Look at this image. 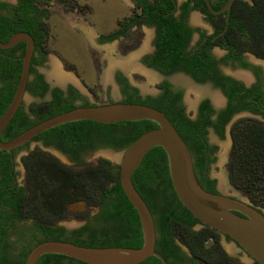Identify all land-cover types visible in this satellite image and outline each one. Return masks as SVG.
<instances>
[{
	"label": "flooded vegetation",
	"instance_id": "obj_1",
	"mask_svg": "<svg viewBox=\"0 0 264 264\" xmlns=\"http://www.w3.org/2000/svg\"><path fill=\"white\" fill-rule=\"evenodd\" d=\"M89 1L90 0H42L38 2L39 5L55 4L60 7L64 14L72 21L79 23V25H84L85 27H92L95 30V27L86 19V14L90 10V7L86 5V3ZM209 1L214 10L209 8L205 0H123L126 6L131 9V14L120 20L117 24V29L114 31L106 33L96 31V43L99 46L111 43L116 39L129 40L132 34L135 33V39L128 48L130 51L126 48L124 51L122 50V54L117 55L120 62L115 65V68L111 72L112 80L115 82L119 89V94L121 95L119 99L120 102L126 100L128 95H137L142 99H147L148 97L157 98L161 93V86L168 82L170 89L174 93L181 94V105L185 114L190 119L197 120L199 118L201 114V105L205 100L208 101L210 106L211 121L215 122L225 118L228 119L224 126V136H222L217 131L216 126L212 124L202 130L207 137V147L204 153L202 152L197 156L194 155V161L199 165L198 178L202 186L209 191L228 194L226 191L231 187V190L238 192V194L246 195L250 200L246 190L237 188L231 182L230 168L234 149L233 127L237 123H240L242 126L248 124L264 125V0H234L231 7L222 12L218 11L227 4L228 0ZM38 2L34 1L33 5L38 6ZM150 3L167 10L169 16H173L184 23L188 30L191 31L187 50L195 48L197 53H205L211 61V69L213 72H210L209 76L204 81L197 80L191 74L183 70L166 74L151 64L153 61H157L160 52L159 25L149 24L145 20L143 22L135 21L138 14ZM20 7L21 4L19 0H0V16L5 20L6 17H12L13 13L19 14ZM194 12H198L201 20L205 21L211 27V32L192 20ZM236 22L238 23L236 24ZM231 27L232 32L228 33ZM143 28L151 30L152 43L149 50L147 49L143 54L139 55L141 58V67L137 68L134 63L130 62L128 59L139 51L138 45L141 41L140 30ZM81 29L79 30L82 31L86 37H89V34L84 29ZM120 31L123 33L118 35L115 39H110V36ZM223 36H225V38L219 41ZM24 43L26 45V42H20L14 47H17L19 44L23 45ZM201 47L206 50L200 52ZM12 48H0V56L2 58L11 57V55L8 54V50ZM35 50L31 61V67L36 68L38 73L43 74L41 68L47 64L49 52L46 61L42 65H37L34 60ZM95 50V52L98 53L103 52V50L99 48ZM20 53L21 51L16 49L15 54L19 56ZM126 54H129V56H126ZM101 55L100 53L99 56ZM99 61L100 59L95 62L98 64ZM101 62L103 66H106L107 59ZM144 67L154 70L163 76L162 79L158 80L156 94L144 92L139 86L134 84L131 79V73L134 68L141 72ZM179 72L192 77L193 80L198 83H209L213 88L211 96L203 97L196 104L194 115L188 112L184 99V89L176 86L174 82L169 79L170 75ZM55 75L62 77L60 74ZM33 77L34 76H31L29 79ZM43 77L44 79L42 81L33 84V88L37 90L36 92H33L28 85L26 87V94L32 97V101L28 104V108H26L25 99L18 108V110L22 108L23 111L30 116V119L36 121V124L41 122H37V120L47 116L46 112L49 110H47L46 107L44 108V106H47V104L53 101L57 96L69 99L73 98L77 105H83L85 101L89 102V97H87L74 82L51 81L47 79L44 74ZM81 83L87 87L85 82ZM87 88L88 91H91V93L97 97V93L92 87ZM104 91L108 98L112 100L111 85H109L107 89H104ZM89 104L94 105L90 102ZM46 119L47 118L42 121ZM82 121H84V123H80L79 125H60L48 129L23 146L9 152L10 166L8 168V173H6L4 168L0 169L3 172L0 173V181H8V184H0L1 231L8 230L11 233H16L24 229L26 225H29L32 230L38 234L41 225L39 218L42 215L40 211H42L44 215H54L55 209H58L59 213L55 214V216L57 215V222L52 224V226L62 227L64 229L62 236L63 240H74L86 243L92 237L99 238L102 229L104 227L108 228L109 223L103 220L105 207L101 203H90L86 199L78 197L75 191L76 185L68 189V193L74 196L72 199H66L61 195L64 190L59 193L57 192V196L50 192L42 191L41 195L33 199L35 205L33 207L34 213L32 218L29 220L22 219L21 194L22 189L26 190V195L30 194L28 188L29 169L33 170L36 174V182L34 183L35 191L41 186L46 189L54 176H58L60 180L63 179L64 181L65 168H71L72 170L92 168L98 166L101 160H108L114 165V188L118 185V173L120 179L119 157L130 145L129 140L134 135V127L130 122L103 124L90 120ZM227 127L230 131L229 134L232 144L231 148L227 150L226 159L225 155L221 158L218 153V143L212 142L209 135L212 131L218 138L222 139L226 135ZM108 147L114 149V160L96 156L97 152ZM23 150L27 152V154L21 158L25 171L24 175L19 168L17 159L18 153ZM28 155L33 156V161L30 166H27L23 161L24 157ZM219 163L223 165L221 175L213 173V168L218 166ZM55 165H57L58 170L55 169ZM40 171L42 174H39ZM5 174L9 175L8 178L4 176ZM75 174L78 175L76 171ZM79 181L81 182L82 179L80 178ZM236 197L243 199L240 196ZM7 200L10 202L6 203ZM11 201L14 203H11ZM120 201L121 205L126 204L124 199ZM81 202H84L86 205L84 210L80 207ZM118 203L119 196L114 192L115 242L128 240L131 238V232L133 230V224L129 214L125 212L120 214L118 212ZM61 206H63L62 210ZM74 206L77 207L74 208ZM86 211L88 212L86 213ZM68 219H72L71 224L78 223L77 226H68L64 224L63 222ZM205 226L206 225L202 224L200 221H196L190 225L191 229L194 231H200L204 229ZM215 233L217 241L223 248L230 262L234 264H259L242 246L228 235L217 230ZM215 242L216 238L212 236L205 240L204 246L210 249ZM229 242H233L236 248L240 250L237 257L230 253L227 247ZM175 243L179 249L180 257L183 258L176 264H211L200 257H194L195 255L192 254L189 247L185 243H181L179 239H175ZM242 254H246L249 260L248 262L241 259L240 255ZM68 258L69 257L65 256L58 260L49 259V261L46 262V258L42 260L41 257L37 264H55L57 261L58 264H82V261L70 260ZM11 261H14L15 264H21L24 259L15 257L12 258Z\"/></svg>",
	"mask_w": 264,
	"mask_h": 264
},
{
	"label": "trees",
	"instance_id": "obj_2",
	"mask_svg": "<svg viewBox=\"0 0 264 264\" xmlns=\"http://www.w3.org/2000/svg\"><path fill=\"white\" fill-rule=\"evenodd\" d=\"M19 1L21 4L20 13L17 12L19 14L13 13L12 17H6L5 20L0 16V41L7 42L14 32L26 31L30 33L36 42L34 60L37 65H42L46 61L49 52L47 48V42L51 35V28L47 22L49 13L39 5L42 0ZM34 1H39L38 6L33 5ZM146 6L138 14L135 21L143 22L145 20L149 24L159 25L160 52L157 61H153L151 64L166 74L183 70L197 80L204 81L209 76V73L213 72L211 61L205 53H197L195 48L187 50L191 31L188 30L184 23L173 16H169L168 11L160 6L151 3ZM231 32L232 27L228 30V33ZM121 33L123 32L120 31L113 34L110 39L117 38ZM224 38L225 36L221 37L219 41ZM25 48V43L23 45L19 44L17 47L8 50V54L11 57L2 58L0 56V118L10 105L17 89L22 72ZM16 49L21 51L19 56L15 54ZM204 50L206 49L201 47L200 52ZM30 75L34 77L29 79L27 85L33 92H36L37 90L33 88V84L42 81L44 79L43 74L38 73L36 68L31 67ZM161 88V93L157 98L148 97L147 99H142L137 95H128L123 102L142 103L163 111L188 144L193 154V159L206 150L207 137L202 130L208 125H215L217 131L224 136V126L228 119L211 121V110L207 100L203 101L201 105L199 118L192 120L185 114L181 105V94L174 93L170 89L168 82ZM83 105L87 106L90 104L85 101ZM78 106L81 105H77L73 98L57 96L47 106H44V108L46 107L49 110L46 112L47 116L45 118H50ZM45 118H40L37 122ZM80 123H84V121L70 122L62 126H73ZM130 123L134 127V135L129 140L130 144L142 133L158 126L157 123L151 120H139ZM35 124L36 121L30 119V116L20 108L4 130L1 139L9 141ZM233 135L234 149L230 168L231 182L237 188L246 190L250 197L249 201L264 211V125L248 124L242 126L237 123L233 127ZM23 161L27 166H30L33 156L28 155L24 157ZM9 166V152L0 150V169L4 168L6 173H8ZM194 168L198 178L199 165L195 161ZM55 169L58 170L57 165H55ZM65 170L64 181L63 179L60 180L58 176H54L46 189L41 186L34 191L36 174L29 169L28 188L30 194L26 195V190L22 189V219L29 220L32 218L35 205L33 199L41 195L42 191L50 192L57 196V192L64 190L61 195L66 199H72L74 196L68 193V189L76 185L75 191L78 197H82L90 203H101L105 207L103 220L108 222L109 226L102 229L99 238L92 237L86 243L74 240L64 241L90 247L123 246L139 248L143 245V233L139 216L122 190L119 173L117 177L118 185L114 188L115 171L114 165L110 161L101 160L98 166L92 168L81 170L65 168ZM75 171L78 175L75 174ZM0 173L3 172L0 170ZM39 174H42V172L40 171ZM4 176L8 178L9 175L5 174ZM80 178L82 179L81 182L79 181ZM198 180L201 183L199 178ZM133 182L154 215L157 230L156 249L167 259L168 264H176L183 259L179 255L175 239H179L183 244L185 243L192 251V254L195 255L194 257H200L211 264H234L230 262L217 241L215 229L209 226H205L200 231L191 229V223L193 224L199 220L180 202L173 189L167 154L161 146H156L149 151L140 167L134 173ZM0 184H8V181H0ZM114 192L119 196L118 212L120 214L123 212L128 213L133 224L131 238L120 242L114 241ZM123 199L126 201L125 205H121L120 200ZM9 202V200L6 201V203ZM11 203L14 202L11 201ZM62 209L63 206H61ZM40 213L42 215L39 218L41 225L38 234L29 225H26L24 229L16 233L0 230V264H15L14 261H11L15 257L23 258L24 261L21 264H25L28 253L38 243L45 240H63L64 229L52 226V224L57 222V215L55 216V214L59 213V210L55 209L54 215H44L42 211ZM212 236L216 238V242L210 249L205 248V240ZM12 243L16 245L13 246ZM63 257L65 256L46 254L42 256V260L46 258L45 260L48 262L49 259L58 260ZM68 259L73 260L72 258ZM55 264H58V261ZM82 264L85 263L82 262ZM140 264H162V262L157 257L150 256Z\"/></svg>",
	"mask_w": 264,
	"mask_h": 264
},
{
	"label": "water",
	"instance_id": "obj_3",
	"mask_svg": "<svg viewBox=\"0 0 264 264\" xmlns=\"http://www.w3.org/2000/svg\"><path fill=\"white\" fill-rule=\"evenodd\" d=\"M205 1L209 8L214 10L210 1ZM233 1L228 0L218 12L229 9ZM20 42H26V50L14 97L0 118L1 151L12 152L48 129L82 120L103 124L151 120L158 125L139 135L119 157L120 184L139 216L143 245L139 248L90 247L64 240H45L30 250L25 264H37L46 254H59L87 264H140L150 256H155L162 264H168L167 259L156 249L157 230L154 215L133 182L134 173L149 151L156 146H161L167 154L173 188L187 210L202 224L228 235L259 264H264V211L250 201L205 189L195 173L193 154L188 144L169 117L155 107L120 101L81 105L47 118L9 141H3L1 136L4 130L27 95L26 87L36 44L32 35L26 31L15 32L7 42L0 41L1 49L12 48Z\"/></svg>",
	"mask_w": 264,
	"mask_h": 264
},
{
	"label": "rangeland",
	"instance_id": "obj_4",
	"mask_svg": "<svg viewBox=\"0 0 264 264\" xmlns=\"http://www.w3.org/2000/svg\"><path fill=\"white\" fill-rule=\"evenodd\" d=\"M86 5L90 7L89 12L86 14V19L95 27V30L92 27H85L84 25H79V23L72 21L66 16V14H64L63 10L55 4H40V6L45 8L50 15L47 22L51 28V35L47 42V48L49 50L48 62L41 68V71L47 79L51 81L74 82L80 87L82 92L89 97V102L94 105L119 101L121 95L119 94V89L115 82L112 80L111 72L115 68V65L120 62L117 55L122 54V50L124 51V49L129 48L130 44H132L135 39V33L132 34L129 40L116 39L111 43L99 46L96 43L95 36L96 31L106 33L116 30L118 22L126 16H129L131 14V9L126 6L123 0H90ZM192 20L206 28L208 31H212L211 27L205 21L201 20L198 12L193 13ZM81 28L89 34V37H86V35L79 30ZM140 31L141 41L138 45L139 51L128 59L130 62H133L137 68L141 67V58L139 55L143 54L145 50H149L152 43L151 30L143 28ZM98 48L103 50V52H95V49ZM100 53L102 54L101 56H99ZM126 56H129V54H126ZM99 59L100 61L97 64L95 61ZM106 59V66H103L101 61L104 62ZM55 74H60L62 77H58ZM162 78L163 76L158 72L146 69L145 67L142 68L141 72L134 68L131 73V79L134 84L139 86L144 92H150L153 94L157 93V83L158 80ZM169 79L173 81L176 86L184 89V99L187 109L192 115H194L196 104L203 97L211 96L213 93V88L209 83H198L185 73H174L169 76ZM81 82H85L87 87H92L97 93V97L93 95L91 91H88V88L82 85ZM109 85H111L112 100L108 98L104 91ZM25 101L26 108H28V104L32 101V97L26 95ZM229 133L230 131L227 127L226 135L222 139L218 138V136L212 131L209 135L212 142L218 143V153L221 158L225 155L227 159V150L231 148L232 142ZM25 154H27V152L23 150L19 152L17 156L19 168L23 175L25 174V171L21 158ZM96 156L114 160V149L108 147L97 152ZM222 171V163H219L218 166L213 168L214 174L221 175ZM230 188L226 191L228 194L240 196L249 201L246 195L238 194V192L233 191ZM80 205V207L83 208L82 210H84L86 207L85 203L81 202ZM76 207L77 206H74V208ZM87 212L88 211H86V213ZM71 221L72 219H68L63 223L68 226H77L78 223L71 224ZM12 245L15 246L16 244L12 243ZM227 247L232 255H236L235 257L239 255L240 250L236 248L233 242H229ZM240 257L245 262L249 261L246 254L240 255Z\"/></svg>",
	"mask_w": 264,
	"mask_h": 264
}]
</instances>
